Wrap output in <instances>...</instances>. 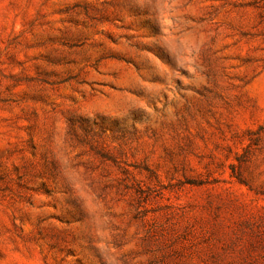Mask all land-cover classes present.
Returning a JSON list of instances; mask_svg holds the SVG:
<instances>
[{
    "label": "rangeland",
    "instance_id": "obj_1",
    "mask_svg": "<svg viewBox=\"0 0 264 264\" xmlns=\"http://www.w3.org/2000/svg\"><path fill=\"white\" fill-rule=\"evenodd\" d=\"M0 264H264V0H0Z\"/></svg>",
    "mask_w": 264,
    "mask_h": 264
}]
</instances>
